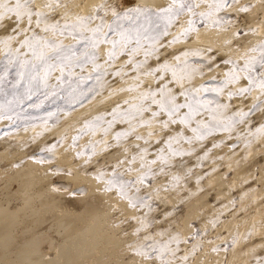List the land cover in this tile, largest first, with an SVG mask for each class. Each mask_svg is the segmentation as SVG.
<instances>
[{"label": "rangeland", "instance_id": "obj_1", "mask_svg": "<svg viewBox=\"0 0 264 264\" xmlns=\"http://www.w3.org/2000/svg\"><path fill=\"white\" fill-rule=\"evenodd\" d=\"M255 1L239 0L238 4H234L225 12H221L219 14L221 24L213 25L202 22L200 18H197L196 22L198 30L200 27L209 24L219 28L220 31H229L234 26L241 36L248 33V41L252 42L248 50H246L242 41L235 40L229 34H227L225 45L221 44L220 39H217V44L199 42L188 46L169 44L173 36L180 31L181 25L186 26L189 17L182 16L179 23L169 29L171 34L160 39V43L163 45L160 48L162 53L160 61L163 62L166 59L173 64H180V61L175 59L176 56H182L186 51L195 53L184 58L191 68L199 70L191 84L196 87L200 85L223 86L227 72L233 68V64L226 63V61H238L240 67H243L246 56H259L260 54L259 50L256 52L251 50L258 48L260 44H264V34L261 32L260 26L253 23L249 17L236 11L237 7L248 5L250 11L246 13L251 12L255 9ZM44 2L46 3L47 0H44ZM65 2L70 9L83 14H92L95 11V7L94 10L90 11L85 9V0H65ZM104 2L105 0L102 3ZM112 2L122 4L121 0H112ZM136 5L142 4L132 3L127 6L122 4L125 8L135 7ZM147 6L155 8L152 5ZM205 8V5L201 6V10ZM65 11V8H59L57 13H53V15L58 18ZM197 32L190 33L187 37L182 38L180 42H194ZM3 35L5 33L0 30V38ZM254 35L258 37L255 39ZM107 47V45L104 46L105 50ZM3 58L4 50L0 47V60ZM137 59L143 60V55L141 54ZM123 62V60L118 61L117 67ZM147 66L156 67V58H149ZM260 71H264V69L257 66V74ZM126 72L127 76L124 77L114 74L105 76L103 80L106 83L103 84V87L97 84L94 78L88 80L86 84L82 85V88L85 89V95L83 97L78 96V100L71 103L60 98H50L44 102L42 107L32 108L28 104L38 103L36 98L33 97L32 101L24 105L21 114L22 119L17 120L15 123L7 119L0 121V180L7 177L13 169L25 167L28 160L38 161L43 158L45 162L39 163L43 166L48 165L50 171L55 175L58 172L73 174L74 170H78L85 176H92L102 183L103 188H106V181L111 177L116 162L124 160L126 156L130 159L132 155L138 153L139 150L135 148V145L139 144L141 148L147 147L148 159H155L158 150L166 147L162 139L165 134L160 131L159 125H155L157 135L153 136L147 144L144 140H137L136 134L133 133L127 139L121 140L118 145L115 140L116 133L128 129V125L122 122L115 124L105 136L104 129L108 127L107 122L112 120V110L117 105H122L123 109L127 110L128 105L124 104V101L130 98L134 99L137 96L136 92L113 91V89L127 88L135 83L131 79L136 75V72L132 70V66H128ZM169 78H171V73H169ZM8 79L14 82L15 73L13 72ZM141 79L155 85V80L152 77L145 76ZM50 83L54 85L56 80L52 79ZM241 83L246 86L248 81L244 79ZM172 86L178 89L177 85L173 84ZM185 86H189L188 82H185ZM7 87L10 88L11 85ZM236 87L238 85H229L225 89L224 95L219 97L215 93L203 94L205 99L218 100L219 103L231 105L221 117L224 121L234 116L240 109L249 111L256 98L261 95L259 88H257L247 97H234L230 100L227 92L229 89ZM112 98H117L114 101L115 103L111 102L112 105L109 104L103 108L89 110L96 106L97 102H108V100H113ZM182 100L183 97H181ZM97 116H101L103 119L96 122L95 118ZM205 118L210 120V117L206 116ZM88 122H93L96 130H85L84 133H81L80 129L84 128ZM262 124H264V118L261 117L260 112L249 111V116L245 119V122L235 123L231 132L215 131L205 140L195 141L194 145L182 142L184 148H195L193 154L174 157L168 165L158 162L153 166V174L148 176L145 183L136 186L140 188V191L136 192V188L133 187L129 192V195L146 201L151 206L150 208L139 204L134 208L129 199L121 197L118 189L110 191L115 193L120 200L113 203L115 213L113 225L121 226V232L127 235L126 238L130 236L127 240L129 251L131 250L130 252L135 254V248L139 245L153 243L152 240H147L145 237L151 236L155 238V241L164 243L171 237L179 235L181 240L187 242L178 245L177 258L173 259L172 264H195L196 257L203 251L206 252V255L204 254L202 261H200L204 262L203 264L207 262L208 258L207 264H247V258L250 264H264V230L261 229V226L264 225V135L256 134V129ZM173 128H179L184 130L186 135H192L191 131L184 129L182 125H174ZM150 131L151 129L148 127L138 128V132L145 137L148 136ZM77 136L80 138L74 143V137ZM105 139L108 141L107 146L103 143ZM158 139L161 140L159 144L156 143ZM93 144L96 147L94 156L92 155ZM53 145H55V148L52 151H45V149H51ZM179 146L176 145L175 147ZM64 152L67 153L69 159H72L70 167L56 164L57 159ZM78 152L83 154L78 156ZM129 167H132V165L126 162L119 169L124 180H134L139 174L137 171H127ZM135 167L140 168L139 160ZM161 168L164 169L163 172H161ZM40 171L44 172V167L40 168ZM101 171L107 173L104 181L98 178ZM219 174L225 181L222 187L216 181ZM174 175L180 177L179 182L173 181ZM55 185L67 191L72 189V184L62 185V183L55 181ZM205 195L208 203H200L197 207L193 206V203L199 201V197ZM121 201L128 203L127 206L132 210V212H129L131 214L127 212L124 205H121ZM188 215H190V228L185 222ZM142 219L143 223L147 225L143 228ZM229 220L232 223L234 222L231 227H227V224H225ZM141 228L142 230L137 234V229ZM161 232H164L165 235H160ZM237 236L239 241L237 240L233 245L232 241ZM241 236L245 238L243 246L238 243L242 238ZM239 246L241 247L239 248ZM171 247L177 248V244L173 243ZM216 248H219V250L214 251L213 249ZM237 248L243 250V253L248 257L238 256L235 253ZM149 252H151L150 249ZM212 252L219 254L218 258L214 259L215 256L211 255ZM135 255L137 264H147L149 259L152 264H161V260L157 258L156 253H151V258ZM185 255L188 256L186 261L183 260ZM212 258L214 261H212ZM125 259L129 261L130 257L126 255ZM218 259L221 261L217 262Z\"/></svg>", "mask_w": 264, "mask_h": 264}, {"label": "snow or ice", "instance_id": "obj_2", "mask_svg": "<svg viewBox=\"0 0 264 264\" xmlns=\"http://www.w3.org/2000/svg\"><path fill=\"white\" fill-rule=\"evenodd\" d=\"M238 3L239 0H169L162 7L136 5L125 8L121 3L105 0L95 6L94 13L83 14L70 9L65 0H47L42 7L36 4V0H0V30L5 33L0 38V47L4 50V58L0 60V121L7 119L15 123L22 119L24 105L32 101L33 97L38 103L28 104L32 108L42 107L50 98L64 99L69 103L77 101L78 96L85 95L82 85L88 80L94 78L103 87L106 83L103 80L105 76H127L126 69L132 66L136 75L131 79L135 83L113 91L136 92L137 96L124 101L128 105L127 110L122 105H117L112 110V120L107 122L108 127L104 129L105 136L115 124L122 122L128 125V129L116 133L115 140L118 145L133 133L137 140H144L147 144L157 135L155 125H159L160 131L165 134L162 139L166 147L160 148L157 157L149 160L148 148L135 145L138 153L130 159L126 156L124 160L116 162L111 177L106 181L105 190L118 189L121 197L129 199L134 208L138 204L150 208L146 201L129 195V192L133 187L136 192L140 191L136 186L145 183L148 176L153 174V166L158 162L168 165L174 157L193 154L195 148H184L182 142L194 145L195 141H203L215 131L231 132L235 123L245 122L249 111H259L264 118V71L257 74V66L264 69V44L251 50H259L260 54L246 56L243 67H240L238 61H226L232 63L233 68L227 72L223 86L220 87H196L191 84L199 70L191 68L184 58L195 53L186 51L182 56H176L175 59L180 64H173L166 59L160 61V48L163 47L160 39L171 34L169 29L179 23L182 16L189 17L186 26L181 25L180 31L169 44L179 43L182 38L198 31L197 18L213 25L221 24L219 14ZM202 5L206 6L204 10H201ZM59 8H65L66 11L57 18L53 13H57ZM237 11L248 12L250 6L243 5ZM105 45L108 46L106 50ZM141 54L143 60L137 59ZM151 57L156 58V67L147 66ZM121 60L124 62L117 67V62ZM13 72L14 82L8 79ZM145 76L154 78L155 85L142 81L141 77ZM52 79L56 80V84L50 83ZM244 79L248 81L246 86L241 83ZM185 82L189 86L186 87ZM8 85L11 87L8 88ZM229 85H238L228 90L230 100L234 97H247L257 88L261 95L256 98L249 111L240 109L224 121L221 117L231 105L205 99L203 94L215 93L217 97L222 96ZM102 119L101 116L95 118L96 122ZM174 125H182L192 135H186L179 128L174 129ZM140 127L151 129L147 137L138 132ZM85 130L95 131L93 122L86 123L80 132L84 133ZM256 134L264 135V124L256 129ZM79 138L74 137V143ZM103 143L108 145L106 139ZM156 143H161V140L158 139ZM176 145L180 146L175 147ZM54 148L55 145L45 151H52ZM82 154L77 153L78 156ZM95 154L96 147L93 144L92 155ZM138 160L139 169L135 167ZM37 162L45 161L41 158ZM126 162L132 165L127 171L139 173L134 180L122 178L123 174L119 169ZM160 170L164 171L163 168ZM106 175L107 173L101 171L98 178L104 181ZM179 180V176H173V181ZM146 226L142 219V228ZM142 228L137 229V234ZM160 235L165 233L161 232ZM238 238H234L233 245ZM145 239L152 240L153 243L139 245L135 248L136 254L151 258V253H156L161 264H172L173 259L177 258L178 245L187 242L181 240L179 235L164 243L155 241L151 236ZM173 243L177 244V248L171 247ZM213 250L218 251L219 248ZM187 259L188 256L185 255L183 260Z\"/></svg>", "mask_w": 264, "mask_h": 264}, {"label": "bare ground", "instance_id": "obj_3", "mask_svg": "<svg viewBox=\"0 0 264 264\" xmlns=\"http://www.w3.org/2000/svg\"><path fill=\"white\" fill-rule=\"evenodd\" d=\"M85 1V9L90 11L104 0ZM121 1L125 6L138 3L162 7L169 0ZM255 2V9L249 13L237 11L239 7L236 8V11L259 25L262 34H264V0ZM36 4L42 7L45 2L39 0ZM237 30L232 26L229 31H220L219 28L206 24L199 28L194 42L183 41L176 44L185 46L198 42L217 44V39H220L221 44L225 45L227 34H229L235 40L242 41L248 50L252 45V42L247 38L249 34L237 35ZM256 35H254L255 39L258 37ZM116 100L117 98L108 100V102H97L96 106L89 110L112 105L111 102L115 103ZM58 159L56 164L60 166L70 167L72 164V159L68 158L66 152L62 153ZM42 167H44V172L40 171ZM55 181L62 185L72 184V189L70 191L63 190L55 185ZM216 181L221 187L225 184L220 174ZM198 199L199 201L193 203V206L197 207L200 203H208L206 195ZM116 201H120L116 194L106 191L102 187V183L92 176H85L78 170H74L73 174L58 172L55 175L50 171L48 165L43 166L35 160H28L25 167L13 169L7 177L0 180V264H137L136 253H131L127 247V240L130 236L126 238L127 235L121 232V226L113 225L115 217L113 203ZM121 203L124 208H127L128 213L132 212L126 201H121ZM185 220L189 227L190 215ZM233 223L229 220L225 224L227 227H231ZM223 226L225 225L223 224ZM189 228L188 230H190ZM261 229L264 230V225L261 226ZM241 237L238 242L240 245L245 239L244 236ZM239 248L235 253L240 257L247 258L248 255H245ZM205 253L204 251L200 252L196 257V263H204L200 261ZM126 255L130 257L129 261L125 259ZM211 255L215 256L214 259L219 256L215 252H212ZM138 258L140 257L138 256ZM138 260L140 261V259ZM149 260L147 264L151 263ZM143 261L145 260L143 259ZM208 261L209 258L205 264ZM212 261H214L213 258ZM247 264H250L248 258Z\"/></svg>", "mask_w": 264, "mask_h": 264}]
</instances>
